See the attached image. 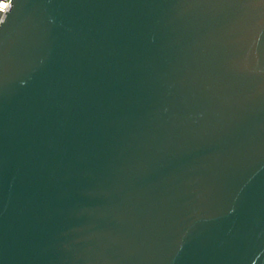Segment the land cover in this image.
<instances>
[{
    "label": "water",
    "instance_id": "water-1",
    "mask_svg": "<svg viewBox=\"0 0 264 264\" xmlns=\"http://www.w3.org/2000/svg\"><path fill=\"white\" fill-rule=\"evenodd\" d=\"M0 264H264V0H11Z\"/></svg>",
    "mask_w": 264,
    "mask_h": 264
},
{
    "label": "built area",
    "instance_id": "built-area-1",
    "mask_svg": "<svg viewBox=\"0 0 264 264\" xmlns=\"http://www.w3.org/2000/svg\"><path fill=\"white\" fill-rule=\"evenodd\" d=\"M11 0H0V9H2V13L0 15V23L6 13V10L10 4Z\"/></svg>",
    "mask_w": 264,
    "mask_h": 264
}]
</instances>
